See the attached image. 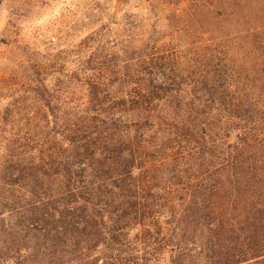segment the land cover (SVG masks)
<instances>
[{
	"label": "trees",
	"instance_id": "obj_1",
	"mask_svg": "<svg viewBox=\"0 0 264 264\" xmlns=\"http://www.w3.org/2000/svg\"><path fill=\"white\" fill-rule=\"evenodd\" d=\"M215 2L194 7L202 36L220 22ZM222 5L224 22L237 28V54L230 74L211 66L197 83L187 118L183 99L167 122L141 110L154 100L146 80L118 100L127 122L118 110H47L45 203L33 222L73 248L66 264H264V7L251 14L248 0ZM164 78L155 84L167 92ZM89 85L103 107L102 82Z\"/></svg>",
	"mask_w": 264,
	"mask_h": 264
},
{
	"label": "rangeland",
	"instance_id": "obj_2",
	"mask_svg": "<svg viewBox=\"0 0 264 264\" xmlns=\"http://www.w3.org/2000/svg\"><path fill=\"white\" fill-rule=\"evenodd\" d=\"M219 1L211 5L220 22L213 36H202L191 22L198 0H0V264L75 260L73 248L51 242L44 223L33 222L45 203L47 110H118L113 113L127 122L129 108L118 100L146 80L154 81V100L141 110H158L167 122L165 116L180 110L183 99L187 118L197 83L211 66L230 74L237 54L231 43L237 28L230 19L224 22L222 5L237 0ZM248 2L251 14L262 12L264 0ZM169 73L173 82L164 78ZM162 78L167 92L156 87ZM96 79L103 84V107L89 98L88 86ZM141 118L130 115L146 124Z\"/></svg>",
	"mask_w": 264,
	"mask_h": 264
}]
</instances>
